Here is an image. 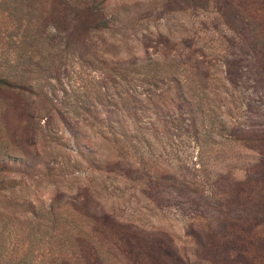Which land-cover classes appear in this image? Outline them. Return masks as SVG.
<instances>
[{
  "label": "rangeland",
  "instance_id": "obj_1",
  "mask_svg": "<svg viewBox=\"0 0 264 264\" xmlns=\"http://www.w3.org/2000/svg\"><path fill=\"white\" fill-rule=\"evenodd\" d=\"M2 74L0 264L261 257L264 0H0Z\"/></svg>",
  "mask_w": 264,
  "mask_h": 264
},
{
  "label": "trees",
  "instance_id": "obj_2",
  "mask_svg": "<svg viewBox=\"0 0 264 264\" xmlns=\"http://www.w3.org/2000/svg\"><path fill=\"white\" fill-rule=\"evenodd\" d=\"M34 67L40 69V62L34 63ZM8 77L4 74L1 75L0 81H8ZM242 140V139H241ZM243 140L251 141L256 144V147L251 149L256 155L257 159L252 165L253 171V183L255 186L259 185V191L256 193L257 198L252 200L253 191L247 188L246 181L233 183L235 188V197L241 198L242 206H248L246 208V215L250 213L254 226H264V132L258 133L256 135H251L249 138L244 137ZM248 212V213H247ZM246 232V230H243ZM251 244V243H247ZM256 250L261 254V257H253L247 260L243 256H240V264H264V239H256L254 242ZM61 264H69L67 261H62Z\"/></svg>",
  "mask_w": 264,
  "mask_h": 264
}]
</instances>
